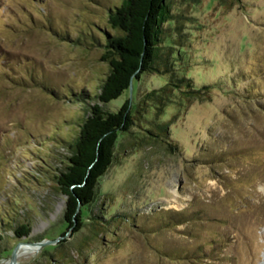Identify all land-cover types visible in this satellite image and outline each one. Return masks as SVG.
Listing matches in <instances>:
<instances>
[{"label": "rangeland", "instance_id": "374dc122", "mask_svg": "<svg viewBox=\"0 0 264 264\" xmlns=\"http://www.w3.org/2000/svg\"><path fill=\"white\" fill-rule=\"evenodd\" d=\"M121 1L0 0V264H264V0H172L171 61L212 93L148 103L142 123L162 134L152 127L168 122L158 136L168 143L136 127L121 135L83 227L66 222V197L50 183L70 152L50 137L72 139L83 113L63 95L108 72L93 37ZM171 79L145 73L108 108ZM20 243L36 249L20 254Z\"/></svg>", "mask_w": 264, "mask_h": 264}, {"label": "trees", "instance_id": "16d2710c", "mask_svg": "<svg viewBox=\"0 0 264 264\" xmlns=\"http://www.w3.org/2000/svg\"><path fill=\"white\" fill-rule=\"evenodd\" d=\"M171 5L172 0H122L120 4L110 7L107 29L103 31L100 41L93 37L96 43L94 47L103 48L101 61L107 63L108 72L98 85L82 92L71 91L62 97L80 103L83 113L72 119L71 127L75 128L72 139L60 133L50 137L54 140L52 145L64 144L70 152L65 157L64 170L51 178L50 188L66 197L65 220L70 227H74L75 232L83 227V211L97 200L99 182L115 161L121 135L131 133L136 127L154 135L156 139L151 138L153 142L160 145L168 143L158 137H166L168 122L152 127L162 134L144 127L142 120L147 113L145 107L148 103H153L155 108L164 107L174 92H179L187 99L199 100L208 98L212 93L211 85L198 86L192 79L179 76L171 61V47L166 44L170 35L165 30V25L175 20ZM70 40L76 45H83L80 38ZM155 72L168 74L172 79L159 91L143 93L134 105L131 99H127L117 111L108 108L142 75ZM234 82L230 84L231 87H234ZM228 84L224 82L223 86L229 87ZM54 88L48 92L60 98V93ZM56 155L53 152L48 156L56 158ZM6 218L3 217L4 221ZM30 232L31 226L27 223L15 229L18 238L28 236ZM2 238L0 233V241Z\"/></svg>", "mask_w": 264, "mask_h": 264}, {"label": "bare ground", "instance_id": "6f19581e", "mask_svg": "<svg viewBox=\"0 0 264 264\" xmlns=\"http://www.w3.org/2000/svg\"><path fill=\"white\" fill-rule=\"evenodd\" d=\"M35 249H36V246H33V245H23V246H20L19 247V253L21 254L23 252L30 251V250L32 251V250H35ZM262 258H264V255H263Z\"/></svg>", "mask_w": 264, "mask_h": 264}, {"label": "water", "instance_id": "95a60500", "mask_svg": "<svg viewBox=\"0 0 264 264\" xmlns=\"http://www.w3.org/2000/svg\"><path fill=\"white\" fill-rule=\"evenodd\" d=\"M130 90H132V84H131ZM21 245H23V243H20V244L18 245V247H20ZM39 245H43V243H41V244H39ZM16 251H17V250H15V251L13 252V254H12V257H11V258H12V261L15 260Z\"/></svg>", "mask_w": 264, "mask_h": 264}]
</instances>
